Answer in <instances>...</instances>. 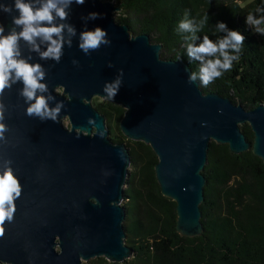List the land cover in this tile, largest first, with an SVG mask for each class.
<instances>
[{
	"label": "water",
	"instance_id": "obj_1",
	"mask_svg": "<svg viewBox=\"0 0 264 264\" xmlns=\"http://www.w3.org/2000/svg\"><path fill=\"white\" fill-rule=\"evenodd\" d=\"M25 2L40 7L46 0ZM66 11L65 20L53 13V23L70 24L76 34L70 36L67 28L62 33L65 44L59 63L41 57L49 46L42 37L36 38L38 52L19 40L16 57L41 65L45 77L40 83L47 91L36 95L48 98L49 108L63 102L56 122L27 116L26 109L35 101L26 102L21 95L24 84L14 73L0 97L5 106L0 122L6 126L0 139V174L10 167L22 187L14 216L3 225L0 264H84L97 258L124 263L134 255L125 242L123 206L130 152L126 143L113 142L94 98L125 109L121 133L156 154L161 192L177 205V231L190 238L202 235L203 171L210 144L229 145L236 155L252 150L264 162V104L247 110L217 93L204 94L198 81L189 84L190 66L162 59V45L152 43L148 35L133 36L127 25L117 22L120 9L114 2L85 0ZM93 12L99 18L87 19ZM18 15L14 8L10 14L0 10L4 35L22 30L12 23ZM96 27L107 31L111 45L86 55L79 48L80 33ZM121 69L122 87L109 101L103 87ZM89 119L96 123L89 124ZM244 124L252 128L253 143L241 129Z\"/></svg>",
	"mask_w": 264,
	"mask_h": 264
},
{
	"label": "trees",
	"instance_id": "obj_2",
	"mask_svg": "<svg viewBox=\"0 0 264 264\" xmlns=\"http://www.w3.org/2000/svg\"><path fill=\"white\" fill-rule=\"evenodd\" d=\"M120 9L115 16L127 25L133 36L146 34L151 42L161 44V58L183 61L192 71L186 54V33L177 31L185 12L189 18L210 17L197 33L215 40V25L227 24L230 30L245 36L240 60L233 68L207 87L204 94L217 93L233 103L252 110L264 104V37L254 34L246 16L264 0H104ZM179 57V59H178ZM105 116L115 143H126L131 166L125 188L124 228L127 246L134 255L124 263H110L97 258L84 264H264V162L253 151L233 154L229 145L210 144L208 162L203 171L206 179L201 204L203 233L184 237L177 231V205L165 197L156 179L158 158L143 142L128 141L120 123L125 109L108 101L92 102ZM247 140L254 142L248 124L241 127Z\"/></svg>",
	"mask_w": 264,
	"mask_h": 264
},
{
	"label": "clouds",
	"instance_id": "obj_3",
	"mask_svg": "<svg viewBox=\"0 0 264 264\" xmlns=\"http://www.w3.org/2000/svg\"><path fill=\"white\" fill-rule=\"evenodd\" d=\"M73 3L83 5L85 0H46L40 7H35L32 2H25V0H14L11 5L0 3V10L4 13L10 14L13 8L19 13L18 16L12 18V23L22 28L19 32L13 29L8 35H4V27L0 25V97L3 96L5 89L11 86L10 81L13 80L14 73L15 80L22 81L24 84L21 95L26 97V102L35 101L30 103L26 109L27 116H35L42 122L47 120L56 122L57 115L64 104L60 102L55 108H49L48 98L43 95H36L37 91L41 93L47 91V85L40 83L45 77V72L39 64L33 65L23 59L16 58L19 55L18 41L21 39L27 41L34 45V50L38 52L39 45L35 43L36 38L42 37L49 46L45 52L41 53V57L51 58L59 63L65 44L62 33L67 28L70 36H74L76 30L70 24L55 25L53 13H55V17L65 20L69 16V11L66 9L70 10ZM236 3L240 5V0H236ZM99 15V13L93 12L88 15L87 19L96 20ZM209 19L208 14L200 19L189 18V13L186 11L177 28L178 32L187 34L183 39L186 42L188 61L190 63L196 62L199 66L198 71L191 72L188 83L192 84L199 80L203 87H207L233 68V63L240 60L245 42L244 35L239 31L230 30L227 24L223 22H218L215 28L217 32L224 35L217 36L215 40L204 35L201 39L197 33L202 31ZM45 24L49 26H44ZM246 24L254 34L264 37V7H256L254 11H249L246 16ZM53 37L57 38L54 39ZM107 37V31L100 27L82 31L79 48L86 55H91L93 51L99 50L102 45H111V41ZM67 44L71 47V39L67 41ZM73 64L79 66V61L73 60ZM109 67H113V65L109 64ZM123 76L124 72L121 69L112 82L105 83L103 87L105 99L114 100L122 87ZM4 117L5 106L0 101V121H3ZM88 123L94 124L96 121L89 119ZM5 131V124L0 122V139L4 138L3 133ZM101 138H103L102 132ZM21 194V184L9 167L3 174H0V236L4 233L3 225L5 222L10 221L14 216L16 212L15 200Z\"/></svg>",
	"mask_w": 264,
	"mask_h": 264
},
{
	"label": "rangeland",
	"instance_id": "obj_4",
	"mask_svg": "<svg viewBox=\"0 0 264 264\" xmlns=\"http://www.w3.org/2000/svg\"><path fill=\"white\" fill-rule=\"evenodd\" d=\"M244 3V0H240V3ZM119 15V12H117L116 14H115V16H118ZM60 92H62V90H59ZM94 101H104V100H102V99H100V98H94L93 99V101L92 102H94ZM64 123H65V125L67 126V127H69L70 126V124H69V121H68V119H66L65 121H64Z\"/></svg>",
	"mask_w": 264,
	"mask_h": 264
}]
</instances>
